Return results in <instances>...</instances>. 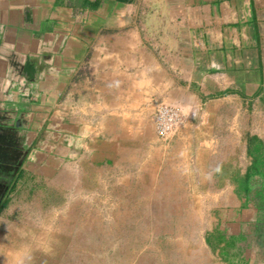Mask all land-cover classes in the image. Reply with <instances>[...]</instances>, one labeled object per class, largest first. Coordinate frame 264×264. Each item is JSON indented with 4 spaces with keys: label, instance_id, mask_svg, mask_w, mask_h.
Segmentation results:
<instances>
[{
    "label": "crops",
    "instance_id": "1",
    "mask_svg": "<svg viewBox=\"0 0 264 264\" xmlns=\"http://www.w3.org/2000/svg\"><path fill=\"white\" fill-rule=\"evenodd\" d=\"M161 104L184 115L168 142L152 120ZM239 114L264 147V0H0V151L31 169L47 175L54 154L80 145L107 158L112 138L125 161L137 146L202 160L210 201L221 193L212 214L228 220L245 182L216 189L211 174L240 166L229 158Z\"/></svg>",
    "mask_w": 264,
    "mask_h": 264
},
{
    "label": "rangeland",
    "instance_id": "2",
    "mask_svg": "<svg viewBox=\"0 0 264 264\" xmlns=\"http://www.w3.org/2000/svg\"><path fill=\"white\" fill-rule=\"evenodd\" d=\"M248 117L229 121V158L240 166H229L225 177L211 174L216 189L245 182L241 211L228 220L212 214L221 193L210 201L214 187L202 160L160 161L137 146L125 161L112 138L107 158L70 145L53 155L55 169L46 175L1 148L0 264H264V147L255 144ZM176 129L160 140H173Z\"/></svg>",
    "mask_w": 264,
    "mask_h": 264
},
{
    "label": "built area",
    "instance_id": "3",
    "mask_svg": "<svg viewBox=\"0 0 264 264\" xmlns=\"http://www.w3.org/2000/svg\"><path fill=\"white\" fill-rule=\"evenodd\" d=\"M183 117L181 108L161 104L152 117L158 137L162 140L168 139L180 121L183 120Z\"/></svg>",
    "mask_w": 264,
    "mask_h": 264
}]
</instances>
